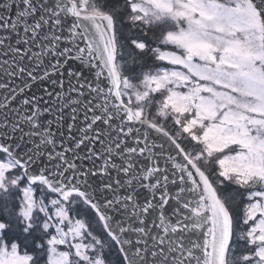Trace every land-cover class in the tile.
I'll return each instance as SVG.
<instances>
[{
  "label": "snow or ice",
  "instance_id": "6c2138e0",
  "mask_svg": "<svg viewBox=\"0 0 264 264\" xmlns=\"http://www.w3.org/2000/svg\"><path fill=\"white\" fill-rule=\"evenodd\" d=\"M0 264H264V0H0Z\"/></svg>",
  "mask_w": 264,
  "mask_h": 264
}]
</instances>
